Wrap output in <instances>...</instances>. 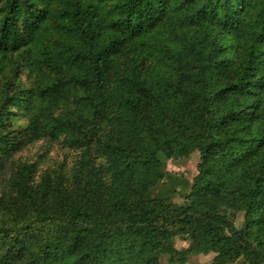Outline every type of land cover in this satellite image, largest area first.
<instances>
[{"label": "trees", "instance_id": "obj_1", "mask_svg": "<svg viewBox=\"0 0 264 264\" xmlns=\"http://www.w3.org/2000/svg\"><path fill=\"white\" fill-rule=\"evenodd\" d=\"M209 253L264 264V0H0V264Z\"/></svg>", "mask_w": 264, "mask_h": 264}, {"label": "rangeland", "instance_id": "obj_2", "mask_svg": "<svg viewBox=\"0 0 264 264\" xmlns=\"http://www.w3.org/2000/svg\"><path fill=\"white\" fill-rule=\"evenodd\" d=\"M47 152V158L45 164L42 166L53 167L58 162H66L67 166H72L74 162V154L66 149L59 142H50V141H38L34 144L27 146L22 152L18 154L16 159H36V155L43 154ZM199 160L198 152L193 153L188 158H179L173 157L172 159L167 160V166L170 171L176 172L177 174L185 177L189 182H191L194 176L197 174V164ZM187 188H179V192L175 195L174 200L178 204H186V193L189 191ZM243 221V217L240 215L237 219V223L240 224ZM189 240L186 237L180 236L176 239L175 247L179 250H182L188 247ZM214 253L209 254H198L191 255L188 257L186 264H211ZM162 264H170L167 261L166 257H163L161 260ZM178 264V263H176Z\"/></svg>", "mask_w": 264, "mask_h": 264}]
</instances>
